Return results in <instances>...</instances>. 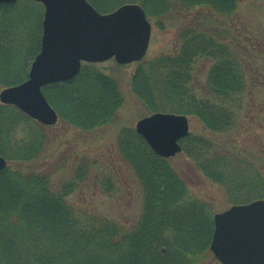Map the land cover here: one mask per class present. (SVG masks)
I'll return each instance as SVG.
<instances>
[{"label":"trees","instance_id":"16d2710c","mask_svg":"<svg viewBox=\"0 0 264 264\" xmlns=\"http://www.w3.org/2000/svg\"><path fill=\"white\" fill-rule=\"evenodd\" d=\"M88 1L101 12L125 2L139 3L147 17L159 23L179 8L206 7L217 16H230L236 4L233 0ZM41 8L30 0L0 4L2 87L26 78V65L39 49ZM14 18L31 20L30 29L15 34ZM206 19L180 30L176 52L138 62L130 87L149 113L192 115L205 130L224 134L238 124L245 73L236 48L216 39ZM20 51L26 53L23 65L17 60ZM202 57L213 63L202 88H195L192 65ZM96 66L85 63L74 79L42 88L59 121L81 131L114 122L123 103L116 81ZM46 127L0 104V156L7 161L0 170V264H201L213 231L211 206L196 199L168 159L156 155L132 127L121 128L115 141L117 154L142 194L140 214L129 226L77 212L68 204L67 197L89 178L93 165L89 160L83 158L69 180L59 185L54 177L63 166L50 164L42 170L33 166L45 149ZM180 146L208 180L223 188L230 203L264 198V178L232 153L216 150L209 137L189 133Z\"/></svg>","mask_w":264,"mask_h":264},{"label":"rangeland","instance_id":"374dc122","mask_svg":"<svg viewBox=\"0 0 264 264\" xmlns=\"http://www.w3.org/2000/svg\"><path fill=\"white\" fill-rule=\"evenodd\" d=\"M106 1L114 3L112 0ZM42 14L43 7L41 18ZM200 18L210 21L206 27L216 39L230 48H236L245 73L244 93L238 111V124L230 132L213 134L204 129L198 118L186 115L189 133L209 137L216 150L232 153L264 178V0H238L230 16H217L206 7H196L188 11L179 8L168 12L162 17V23L157 22V18L149 17L151 32L144 59L151 60L162 53L176 52L180 30L189 24L199 23ZM30 21L25 19L21 22L14 18V33L20 35L29 30ZM25 55V51H20L17 54L18 62ZM212 63V60L204 57L195 59L192 65V85L195 88H202ZM29 64L26 65L27 70ZM137 64L118 65L112 59L98 63L96 67L116 81L123 98L116 119L90 131L72 128L58 120L54 126L46 127L45 149L33 165L39 167V170L50 164L60 168L63 166L54 177L59 185L69 180L74 167L83 158L89 160L93 163L89 178L67 197L68 204L77 212L106 218L123 226L132 225L137 220L142 194L138 181L117 154L116 136L121 128L134 129L139 119L151 114L131 91L130 82ZM2 88L0 85V90ZM168 161L184 180L190 193L196 199L207 202L213 214L233 205L228 201L223 188L208 180L182 152ZM102 182L108 185L104 187ZM201 264L220 263L207 252Z\"/></svg>","mask_w":264,"mask_h":264},{"label":"water","instance_id":"95a60500","mask_svg":"<svg viewBox=\"0 0 264 264\" xmlns=\"http://www.w3.org/2000/svg\"><path fill=\"white\" fill-rule=\"evenodd\" d=\"M17 0H0L13 4ZM43 6L39 49L27 78L0 90V103L14 106L25 116L53 126L58 115L42 88L78 75L82 63L113 59L119 65L141 61L148 49L151 26L143 8L125 3L111 12H98L87 0H31ZM238 1V0H234ZM183 114L154 112L139 119L135 132L159 157L181 151L188 136ZM7 166L0 156V170ZM209 251L220 264H264V200L233 204L214 213Z\"/></svg>","mask_w":264,"mask_h":264}]
</instances>
